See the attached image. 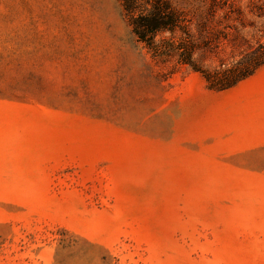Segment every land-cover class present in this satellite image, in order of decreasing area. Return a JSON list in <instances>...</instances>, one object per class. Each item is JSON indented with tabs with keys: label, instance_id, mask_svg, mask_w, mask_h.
I'll return each instance as SVG.
<instances>
[{
	"label": "rangeland",
	"instance_id": "obj_1",
	"mask_svg": "<svg viewBox=\"0 0 264 264\" xmlns=\"http://www.w3.org/2000/svg\"><path fill=\"white\" fill-rule=\"evenodd\" d=\"M0 264H264V67L211 91L120 0H0Z\"/></svg>",
	"mask_w": 264,
	"mask_h": 264
},
{
	"label": "trees",
	"instance_id": "obj_2",
	"mask_svg": "<svg viewBox=\"0 0 264 264\" xmlns=\"http://www.w3.org/2000/svg\"><path fill=\"white\" fill-rule=\"evenodd\" d=\"M120 2L133 35L153 59L188 66L203 77L211 91L231 90L264 67V25L190 22L170 0ZM222 4L243 18L237 0H213L215 13ZM249 10L264 17V0H250Z\"/></svg>",
	"mask_w": 264,
	"mask_h": 264
}]
</instances>
